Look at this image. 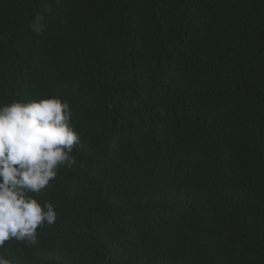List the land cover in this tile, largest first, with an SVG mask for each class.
<instances>
[{
  "label": "trees",
  "instance_id": "trees-1",
  "mask_svg": "<svg viewBox=\"0 0 264 264\" xmlns=\"http://www.w3.org/2000/svg\"><path fill=\"white\" fill-rule=\"evenodd\" d=\"M42 15L36 35L30 24ZM79 134L13 264H264V0H0V104Z\"/></svg>",
  "mask_w": 264,
  "mask_h": 264
},
{
  "label": "clouds",
  "instance_id": "clouds-1",
  "mask_svg": "<svg viewBox=\"0 0 264 264\" xmlns=\"http://www.w3.org/2000/svg\"><path fill=\"white\" fill-rule=\"evenodd\" d=\"M42 20L38 14L30 24L36 35ZM78 142L69 104L54 95L0 104V248L12 240L36 245L37 229L55 224V206L37 197L61 165L75 163ZM0 264L13 262L0 254Z\"/></svg>",
  "mask_w": 264,
  "mask_h": 264
}]
</instances>
